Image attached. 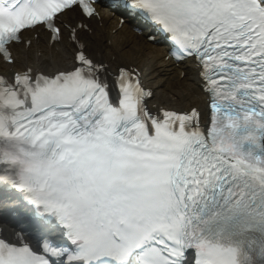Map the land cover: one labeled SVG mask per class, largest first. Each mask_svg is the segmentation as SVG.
<instances>
[{
	"label": "snow or ice",
	"instance_id": "1",
	"mask_svg": "<svg viewBox=\"0 0 264 264\" xmlns=\"http://www.w3.org/2000/svg\"><path fill=\"white\" fill-rule=\"evenodd\" d=\"M108 6L191 61L205 108L98 58L99 0H0V186L39 224L0 234V264H264V0ZM41 33L69 66L18 67Z\"/></svg>",
	"mask_w": 264,
	"mask_h": 264
},
{
	"label": "bare ground",
	"instance_id": "2",
	"mask_svg": "<svg viewBox=\"0 0 264 264\" xmlns=\"http://www.w3.org/2000/svg\"><path fill=\"white\" fill-rule=\"evenodd\" d=\"M101 14L103 19L93 22L96 30L89 38L97 49L98 58L111 68L125 62L139 67L146 86L154 92L150 101L153 106L187 109L195 104L205 108L206 94L200 90L198 78L191 70L192 64L176 65L172 60L167 61V52L161 44L148 42L145 33L137 34L127 24L119 27V20L112 12L103 10ZM114 30L117 31L114 33ZM33 40L32 48L21 53L18 67L27 64L52 71L69 66L71 46L67 38L54 47L44 33ZM7 231L13 232L11 228Z\"/></svg>",
	"mask_w": 264,
	"mask_h": 264
},
{
	"label": "rangeland",
	"instance_id": "3",
	"mask_svg": "<svg viewBox=\"0 0 264 264\" xmlns=\"http://www.w3.org/2000/svg\"><path fill=\"white\" fill-rule=\"evenodd\" d=\"M168 107L176 109V107H174V106H168ZM165 108H166V107H165ZM177 109H179V108H177ZM201 109H203V108H201Z\"/></svg>",
	"mask_w": 264,
	"mask_h": 264
}]
</instances>
